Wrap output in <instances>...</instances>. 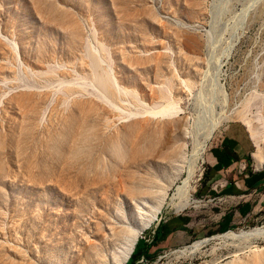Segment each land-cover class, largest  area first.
<instances>
[{
  "label": "rangeland",
  "instance_id": "374dc122",
  "mask_svg": "<svg viewBox=\"0 0 264 264\" xmlns=\"http://www.w3.org/2000/svg\"><path fill=\"white\" fill-rule=\"evenodd\" d=\"M216 123L178 189L165 143L190 159ZM262 156L264 0H0V264H125L159 227L135 264H264L218 236L264 224L263 185L227 189Z\"/></svg>",
  "mask_w": 264,
  "mask_h": 264
},
{
  "label": "bare ground",
  "instance_id": "6f19581e",
  "mask_svg": "<svg viewBox=\"0 0 264 264\" xmlns=\"http://www.w3.org/2000/svg\"><path fill=\"white\" fill-rule=\"evenodd\" d=\"M238 23H239V21H238ZM115 82H116V80H115ZM163 111H165V110H163ZM131 125H134V124L132 123ZM175 125H178V124H175ZM179 126L180 125H178V127ZM217 126H218V123L214 124V126H212L209 129L208 133L205 135V137H203L204 140L201 142L200 147H198L197 149L195 147L196 150L192 153L190 159H188V156L189 155L187 154L185 145L181 141V138L178 137V134H177L178 140L175 143H173V140H169V141H167L165 143V147L166 148L172 149L171 151H169L170 154L168 155L170 157L169 160L172 161L171 164L169 165V168L172 169L171 170L172 171V181H174L175 179L178 178L177 175H179L180 173H182L184 171H187V175L183 179V183L184 184L183 185H180L178 187V189L184 190V191H190V184H191V181L193 180L194 175H195V173H196V171L198 169V162L202 161L203 152L205 150L206 142L209 139V137H211V135L213 134V132L215 131V128ZM194 143H196V141ZM157 157H161V155L160 154H157ZM173 162H174V164H173ZM261 164H259V166H261ZM166 167L168 168V164H167ZM186 167H187V169H186ZM161 197L164 198V195L160 196L158 193H156V198L155 199H157V200L160 199L161 200ZM189 202L190 203H192V202L195 203V201H193L192 199L190 200V198H189V200H186V202L183 203L182 205H180L179 207L177 205L178 210H181V209L185 208V206L187 204H189ZM161 210L162 209L160 207L159 208H156L155 213H153V215L151 216V219L149 221V224H148L149 226L159 217V214H160ZM123 226H126L127 228L132 229V230L135 229V225L132 224V223H128L127 225L124 224ZM218 236L219 237L221 236V237H224V238H245V239H247L248 237H250V238L264 237V224H262V225L260 224L258 226H255V227H252V228H248V229H241L238 232L230 230V231H227V232H225L223 234H219ZM216 237H217V235H216ZM210 239L211 238H209V237H204L202 239H198V240L193 241L190 245H185L183 247H180V248H178L177 250L174 251L175 256L176 257L192 256L196 252L200 251V249L203 248V246L208 241H210ZM136 241H137V236H132L131 238H129L126 241L122 242L123 246L121 248H122V251L124 253V257L127 258V257L130 256V254L132 253L133 247L136 244ZM71 262H72V264H76V261H71ZM88 264H122V259H116L114 261H110L109 259L107 260L104 257V255L99 250H97L94 254H92L91 256H89Z\"/></svg>",
  "mask_w": 264,
  "mask_h": 264
},
{
  "label": "crops",
  "instance_id": "0c3cea01",
  "mask_svg": "<svg viewBox=\"0 0 264 264\" xmlns=\"http://www.w3.org/2000/svg\"><path fill=\"white\" fill-rule=\"evenodd\" d=\"M262 163V164H261ZM261 164V166H259ZM264 167V156L260 159L257 160V168H263ZM238 169V168H237ZM256 170H253V174L249 172L244 171V167L242 166L240 169H238L236 172H232L233 177H237V179H233L231 176V181L233 182H228L229 185H227V189L232 191V192H241L238 194V196L243 197L242 192L244 191L245 188L249 187L250 185H263L264 186V171L261 172L260 174H255ZM239 174L241 175L239 177Z\"/></svg>",
  "mask_w": 264,
  "mask_h": 264
},
{
  "label": "trees",
  "instance_id": "16d2710c",
  "mask_svg": "<svg viewBox=\"0 0 264 264\" xmlns=\"http://www.w3.org/2000/svg\"><path fill=\"white\" fill-rule=\"evenodd\" d=\"M160 234H161V229L159 227L156 229L152 239L148 240L145 237L139 238L134 247L133 253L131 254L130 258L125 264H135V262L140 258L151 257L149 248L152 246L154 242L158 240Z\"/></svg>",
  "mask_w": 264,
  "mask_h": 264
},
{
  "label": "water",
  "instance_id": "95a60500",
  "mask_svg": "<svg viewBox=\"0 0 264 264\" xmlns=\"http://www.w3.org/2000/svg\"><path fill=\"white\" fill-rule=\"evenodd\" d=\"M137 241H138V239H137ZM137 241H136V243H137ZM135 245H136V244H135ZM134 247H135V246H134ZM134 247H133L132 253H133V251H134ZM132 253H131V254H132ZM131 254H130V256H131ZM130 256H129V258H130ZM129 258H128V259H129ZM127 261H128V260H127ZM127 261H126V262H127ZM126 262H125V263H126Z\"/></svg>",
  "mask_w": 264,
  "mask_h": 264
}]
</instances>
